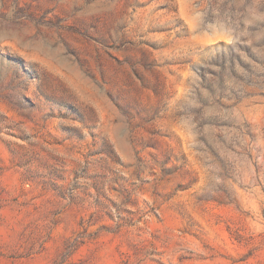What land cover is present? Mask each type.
I'll list each match as a JSON object with an SVG mask.
<instances>
[{
  "label": "rangeland",
  "instance_id": "obj_1",
  "mask_svg": "<svg viewBox=\"0 0 264 264\" xmlns=\"http://www.w3.org/2000/svg\"><path fill=\"white\" fill-rule=\"evenodd\" d=\"M0 264H264V0H0Z\"/></svg>",
  "mask_w": 264,
  "mask_h": 264
}]
</instances>
